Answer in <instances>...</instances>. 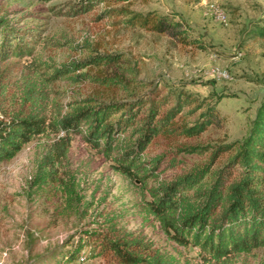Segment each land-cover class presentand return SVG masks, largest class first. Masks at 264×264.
Returning <instances> with one entry per match:
<instances>
[{
	"label": "rangeland",
	"instance_id": "374dc122",
	"mask_svg": "<svg viewBox=\"0 0 264 264\" xmlns=\"http://www.w3.org/2000/svg\"><path fill=\"white\" fill-rule=\"evenodd\" d=\"M82 1L0 0V18L37 35L31 56L0 62V119L6 114L39 113L50 121L74 106L86 105L79 103L85 100L94 99L93 105L125 102L158 87L201 98L226 95L218 107L224 127L211 129L201 142H231L246 135L264 102V36L256 35L264 27V0L104 1L83 14L69 13L82 7ZM123 8L143 14L177 13L206 49L183 46L166 34L129 28L125 16L112 12ZM218 10L227 13L226 23L217 19ZM96 53L120 55L121 68L78 69L69 75L87 74L79 83L45 79L55 69ZM33 61L40 64V74L33 70ZM125 68L131 71H120ZM214 69L227 77L213 74ZM29 86L41 93L38 104L29 96ZM65 137L63 131H50L11 161L0 163V264H117L95 256L89 244L80 247L75 260L63 259L86 233L106 231L112 225L144 237L154 249L182 262L200 261L197 247L178 245L159 222L145 216L144 207L151 200V189L171 182L183 167L202 158L180 153L186 166L172 169L163 162L160 175H151L142 184L118 172L112 161L76 133L71 134L66 156L56 152L54 165L45 162L52 146L60 149ZM165 150L171 149L154 145L146 159ZM171 151L166 157L175 155L176 149ZM232 264H264V248L241 255Z\"/></svg>",
	"mask_w": 264,
	"mask_h": 264
},
{
	"label": "trees",
	"instance_id": "16d2710c",
	"mask_svg": "<svg viewBox=\"0 0 264 264\" xmlns=\"http://www.w3.org/2000/svg\"><path fill=\"white\" fill-rule=\"evenodd\" d=\"M104 1L131 0H83L82 7L69 13L83 14L93 8V4ZM112 12L125 16L129 28L166 34L183 46L206 49L201 40L192 37L190 25L177 13L143 14L124 8ZM257 32L256 35L264 36V27ZM36 40L35 33L16 29L4 17L0 18V62L11 57L31 56ZM31 66L40 74V64L33 61ZM121 66L120 55L96 53L72 65H64L63 69H55L45 79L63 78L79 83L86 80L87 74H69L87 67L120 69ZM128 70L131 71L127 68L120 71ZM27 91L38 104L41 93L36 87L29 86ZM224 98V94L201 98L189 91L170 88L164 92L155 87L125 102L100 101L93 105L94 99L85 100L79 103L86 105L74 106L50 121L39 113L6 114L0 119V163L11 161L25 146L50 131H63L66 137L60 149L52 146L45 162L54 165L56 152L66 156L71 134L76 133L106 160L112 161L118 172L142 184H147L151 175H160L164 170H160L163 162L172 169L186 166L188 161L180 153L198 156L202 162L183 167L174 180L151 189V200L145 201L144 210L145 216L159 222L178 245L197 247L200 261L182 262L154 249L144 237L114 225L106 231L86 233L81 243L67 251L63 259L65 262L75 260L80 247L89 244L95 256L117 264H232L237 257L264 248V102L242 139L201 142L211 129L224 127V118L218 109ZM157 144L176 149L175 155L166 157L173 152L165 150L146 159L147 150ZM156 170L158 173H154Z\"/></svg>",
	"mask_w": 264,
	"mask_h": 264
},
{
	"label": "built area",
	"instance_id": "2783aa9c",
	"mask_svg": "<svg viewBox=\"0 0 264 264\" xmlns=\"http://www.w3.org/2000/svg\"><path fill=\"white\" fill-rule=\"evenodd\" d=\"M216 16H217V19L220 20L221 22L226 23L228 21L227 13L222 10L216 11ZM212 73L217 75L218 77H227V74L225 72L220 71L219 69H214ZM80 261L81 262L85 261V257L83 256L80 257Z\"/></svg>",
	"mask_w": 264,
	"mask_h": 264
}]
</instances>
